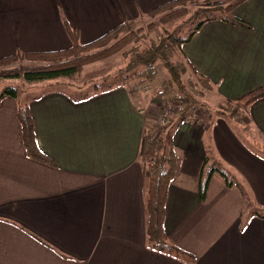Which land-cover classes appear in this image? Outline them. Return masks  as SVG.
Returning <instances> with one entry per match:
<instances>
[{
	"label": "crops",
	"instance_id": "0c3cea01",
	"mask_svg": "<svg viewBox=\"0 0 264 264\" xmlns=\"http://www.w3.org/2000/svg\"><path fill=\"white\" fill-rule=\"evenodd\" d=\"M172 1L0 0V59L68 48L66 23L88 43L136 20L138 3L148 16ZM235 15L252 29L210 22L183 47L193 75L209 79L222 102L264 88V0L245 2ZM61 87L48 85L30 102L38 146L56 167L27 155L17 102L0 103V264H186L147 246L140 156L146 127L160 119L156 100L139 108L124 86L88 100ZM247 111L243 121L264 139V99ZM220 117L213 116L215 137L237 148L238 163L230 162L238 185L215 173L202 200L207 126L201 117L183 123L173 138L179 167L165 231L196 264H264V160L255 161Z\"/></svg>",
	"mask_w": 264,
	"mask_h": 264
},
{
	"label": "trees",
	"instance_id": "16d2710c",
	"mask_svg": "<svg viewBox=\"0 0 264 264\" xmlns=\"http://www.w3.org/2000/svg\"><path fill=\"white\" fill-rule=\"evenodd\" d=\"M247 1L249 0L226 3L222 0H206L208 7L195 11L186 20V24L191 23L192 27L188 36L184 37L178 35L181 29V25H179L173 33H168L158 39H151L148 33L143 32L144 29L132 30L137 20H131L116 26L98 40L83 44L80 31L66 23V32L71 41L68 48L46 52H18L13 56L0 59V81L23 79L30 84L46 82L49 85L59 86L63 80L80 74L85 66L121 53L129 61L127 66L118 70L114 76L117 79H123L120 86L128 89V93L137 107L141 108L147 99L164 100L171 95L173 88L178 90L179 94H173L171 98L173 101L183 102L185 111L174 121L165 124L157 122L146 127L140 159L145 170H147V165L150 166V173L147 174L146 179L147 246L154 252L168 255L186 264H196L197 258L173 244L165 231L169 190L179 167L173 138L183 123H196V114L200 105L202 106L201 103L198 104L186 96L184 69L189 66V63L185 59L183 47L209 22L222 21L251 30L252 26L249 23L233 16L234 10ZM190 2L191 0H175L166 3L152 10L148 17H158L159 22L165 24L175 21L180 16L189 13L187 6ZM153 27H155V23L149 25L148 29ZM141 39L149 40L150 47L142 49L135 45ZM18 62L20 63L18 68H3ZM25 62H28V65H25ZM195 76L204 90L212 89L209 79L199 73H196ZM148 90L151 93H147ZM43 95L44 93L32 98L26 96L21 99L18 88L10 86L0 95V103L4 99H12L17 102L18 120L27 155L37 162L56 167V163L38 146L30 107L31 101L40 100ZM88 99L89 97L83 98V100ZM263 99L264 88H260L238 100H225L219 104L220 110L217 113L232 120H240L249 107ZM161 115H164L163 108ZM215 173H219L230 187L237 184L224 170L211 165L207 157L201 179L203 201L206 199L209 183Z\"/></svg>",
	"mask_w": 264,
	"mask_h": 264
},
{
	"label": "rangeland",
	"instance_id": "374dc122",
	"mask_svg": "<svg viewBox=\"0 0 264 264\" xmlns=\"http://www.w3.org/2000/svg\"><path fill=\"white\" fill-rule=\"evenodd\" d=\"M100 1L101 0H99V2ZM137 1L141 2V0H137ZM222 1H225L226 3H233L236 0H222ZM207 7L208 6L206 4V0H191L189 6H187V9H189L188 11L189 13H187L186 15L180 16L175 21L165 24V23L159 22L158 17L150 18L147 15H144V14L141 15V3H138L135 6V9L139 17L136 19L137 20L136 25H134L132 30L137 31L139 28L144 29L143 32L148 33L151 39H158L162 36L168 35V33H173V31L177 29L179 25H181V29L178 32V35H181L183 37L188 36V34L191 31L192 25L191 23L187 25L186 20H188L195 13V11H198L199 9H202V8L205 9ZM235 10L233 12V16L237 17L235 15ZM213 22H216V21H213ZM219 22H222V21H219ZM152 23H155V27L148 29V26L151 25ZM98 39H95L88 43H83V42L82 43L89 44ZM135 45L141 47L142 49H145V48H149L151 44L149 40L141 39L138 42H136ZM128 61L129 59L123 57V55L119 53L107 59H104L102 61L89 64L83 68L80 74H76L70 78L63 80L61 85H65V87H61V89L69 92L70 94H73V96L76 97L77 99H83V98H88V97L92 98L96 96L97 94L109 92L113 88L120 86V82L123 79H117L114 75L118 72V70L124 69L128 64ZM19 64H20L19 62L13 63L3 68L4 69L18 68ZM25 65H28V62H25ZM184 72H185L184 83L186 84L185 85L186 96L196 101V103L202 104V106L200 105L199 111L196 114V118L201 117V120L200 121L198 120L199 124L201 125V123L203 122L204 124L206 123V126H207L206 128L208 131V138H209L208 143H210V147H211L209 148L210 155H211L210 164L215 165L219 167L220 169L224 170L228 175H230L233 178L235 182H239L238 178L235 177L236 175L240 177L239 170L233 163L230 162L232 158L234 161H236V164L238 163L237 161L239 160L240 155L238 152H235L237 148L234 149V148L226 147L224 144H222V142H220L218 138L216 139L215 137L216 127H215L213 116H215V118L217 116H222V115H219L217 111L220 110L218 108L219 104L223 102L216 97L215 95L216 92H213L214 89L204 90L200 86L201 84L198 82L197 77L193 75L192 70L188 66L185 67ZM48 85L49 83H46V82L40 83V84H30L24 81L23 79L2 80L0 81V95L5 91L6 88L10 86H14L18 88L21 99H24L26 96L34 97L35 95L45 92L47 90ZM51 86H55V85L51 84ZM67 88H71V91L68 90ZM33 89H38V91L37 90L33 91ZM173 94L174 95L179 94L178 90L173 88L172 93L169 97H167L164 100L160 99L154 102V103H157L156 105L159 107V111H161L162 108H165L163 105L165 101L170 99V101L175 102L171 98ZM247 112L248 111L245 112L244 116L240 120H235V119L232 120V119H229V117H225V116H222L220 118H222L230 127L233 128L232 132L236 137L235 139L238 142L242 143L245 149L251 151L254 156L252 154L251 155L255 157L254 158L255 161L258 162L259 160H264V139L261 137L260 134H258L255 131L253 127H251L249 124L243 121L244 118H247V115H248ZM177 117H178L177 111L173 109V111L168 117L164 118V115L160 114L159 116L160 119L158 122L165 124L166 122L168 123V122L176 120ZM227 140L228 142H230L231 140L233 141V139H231L229 136ZM234 152H235V155H234ZM214 156L216 159L215 161H214ZM146 169H147V174L149 175L150 166L147 165ZM234 172L236 175L234 174ZM239 185L245 190V188L241 184Z\"/></svg>",
	"mask_w": 264,
	"mask_h": 264
},
{
	"label": "built area",
	"instance_id": "2783aa9c",
	"mask_svg": "<svg viewBox=\"0 0 264 264\" xmlns=\"http://www.w3.org/2000/svg\"><path fill=\"white\" fill-rule=\"evenodd\" d=\"M147 93H151V91H147ZM164 107V118L165 117H168L171 112L173 111V109L175 111H177V115L180 116L184 111H185V104L181 101H175V102H172L169 100L165 101L163 103ZM169 119V118H167ZM167 123V122H166Z\"/></svg>",
	"mask_w": 264,
	"mask_h": 264
}]
</instances>
